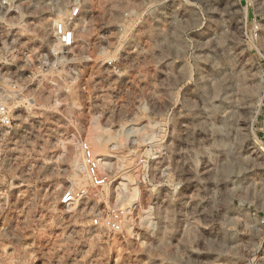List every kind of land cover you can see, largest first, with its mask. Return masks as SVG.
<instances>
[{"label": "rangeland", "instance_id": "1", "mask_svg": "<svg viewBox=\"0 0 264 264\" xmlns=\"http://www.w3.org/2000/svg\"><path fill=\"white\" fill-rule=\"evenodd\" d=\"M76 2L75 51L1 132L0 264H264V0H31L22 42Z\"/></svg>", "mask_w": 264, "mask_h": 264}, {"label": "built area", "instance_id": "2", "mask_svg": "<svg viewBox=\"0 0 264 264\" xmlns=\"http://www.w3.org/2000/svg\"><path fill=\"white\" fill-rule=\"evenodd\" d=\"M30 1L0 0V137H3L1 132H15V127L21 128L27 124L36 102L29 96L26 81L63 70L66 58L73 54L78 45L77 24L74 23L80 20L82 7L76 2L66 18L53 24L47 47H41V50L29 49L19 33L28 25L22 14L30 7ZM80 146L92 186H106L109 176L102 173L88 143L81 141ZM86 196L85 190L68 192L63 203L69 206ZM125 217V210L112 209L107 212L105 220L103 215H99L94 223L99 225L104 220L109 230L119 232Z\"/></svg>", "mask_w": 264, "mask_h": 264}, {"label": "bare ground", "instance_id": "3", "mask_svg": "<svg viewBox=\"0 0 264 264\" xmlns=\"http://www.w3.org/2000/svg\"><path fill=\"white\" fill-rule=\"evenodd\" d=\"M130 132V131H129ZM92 133V132H91ZM94 133V132H93ZM103 135V134H102ZM89 138H88V141L90 142V143H92L93 144V146H95V145H98V146H102V144H104V141H106V140H108L109 141V137L108 136H101L99 133H98V135L96 134V135H91L90 134V136H88ZM92 146V147H93ZM94 148V147H93ZM104 150V149H103ZM102 155V154H101ZM98 162H99V164H100V166H101V169L102 168H108V167H104L103 165H102V163H101V161L99 160V159H97V158H95ZM78 161H74V166L75 167H78L77 165H78ZM105 165V164H104ZM137 197V196H136ZM129 198V197H128ZM120 200V199H119ZM131 200V199H130ZM124 205V204H123Z\"/></svg>", "mask_w": 264, "mask_h": 264}]
</instances>
